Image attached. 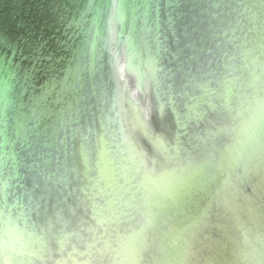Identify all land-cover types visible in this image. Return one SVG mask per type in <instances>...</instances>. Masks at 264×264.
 Listing matches in <instances>:
<instances>
[{
    "label": "water",
    "instance_id": "water-1",
    "mask_svg": "<svg viewBox=\"0 0 264 264\" xmlns=\"http://www.w3.org/2000/svg\"><path fill=\"white\" fill-rule=\"evenodd\" d=\"M264 261V0H0V260Z\"/></svg>",
    "mask_w": 264,
    "mask_h": 264
},
{
    "label": "clouds",
    "instance_id": "clouds-1",
    "mask_svg": "<svg viewBox=\"0 0 264 264\" xmlns=\"http://www.w3.org/2000/svg\"><path fill=\"white\" fill-rule=\"evenodd\" d=\"M3 259L0 260V264H15V261L11 258L9 254V246L7 242H5L2 250ZM256 264H264V261L257 259Z\"/></svg>",
    "mask_w": 264,
    "mask_h": 264
}]
</instances>
